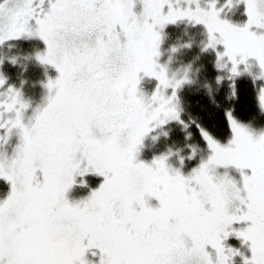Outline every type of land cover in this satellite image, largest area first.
I'll use <instances>...</instances> for the list:
<instances>
[{
  "label": "snow or ice",
  "instance_id": "1",
  "mask_svg": "<svg viewBox=\"0 0 264 264\" xmlns=\"http://www.w3.org/2000/svg\"><path fill=\"white\" fill-rule=\"evenodd\" d=\"M168 26H202L223 138L183 118L195 61L169 65L195 35L162 61ZM242 81L264 118V0H0V264H264V123L237 114Z\"/></svg>",
  "mask_w": 264,
  "mask_h": 264
},
{
  "label": "trees",
  "instance_id": "2",
  "mask_svg": "<svg viewBox=\"0 0 264 264\" xmlns=\"http://www.w3.org/2000/svg\"><path fill=\"white\" fill-rule=\"evenodd\" d=\"M201 30V29H200ZM202 31V30H201ZM167 33L170 34V39L172 41L171 44H178L183 43L184 41H188L193 39L192 34L183 35L184 30L181 28L180 31H178L176 28H172L169 31L166 30ZM195 35V34H193ZM177 36H183V39L180 41L176 40ZM203 39L202 36H199ZM195 40V39H194ZM169 43V44H170ZM168 44V45H169ZM196 42H193V47L195 48ZM167 45V46H168ZM16 48L12 49V52H16L17 50H23V51H29L36 46L43 47V45L37 41V40H20L16 44ZM167 46L165 45L164 50V58H168V55L170 54L167 50ZM186 49L182 48L181 50H185L186 52L180 56V54L176 53L175 55H179L180 59L177 60L179 69L183 70L188 66L189 63H192L195 61L192 65V70L189 73L193 84L186 86L184 90L181 92L182 97V106L185 110L184 119H196L200 120V122L205 126L208 127L215 135H217L220 138H223L227 134V126L226 121L224 119L223 115V107L225 106L222 102L223 92L220 94H217V86L214 83L213 77L215 76V72L212 70V65L209 62L211 59V56L204 55L199 60L200 64H198V60H195L197 57L196 52L199 51V45L198 49L194 48ZM181 50L179 52H181ZM12 54V53H11ZM162 57V59H163ZM197 68L200 69L199 72H197ZM9 71L13 74V78H15V73L18 71V69H9ZM42 69L32 64L29 66L28 73L26 74L30 81H34L37 78L41 76ZM50 74L54 77L56 75L54 69H50ZM209 84L211 87V91H209L208 88H205L204 85ZM43 90L37 85L36 87L26 86V93L29 97L33 99L35 103L39 102L40 97L42 95ZM215 101L221 102V107L217 108L214 104ZM237 114L247 120L251 116H256V122L258 124L264 123V118L256 115V109L254 107V100H253V92L251 85L247 81L241 82V99L240 103L237 105ZM193 132V139L191 141H188V143H196L198 142L200 146L203 148L204 144L203 141L200 140L199 134L196 131L195 127L193 126L190 129ZM174 134L172 136L171 143L175 142L178 144V146H183L185 143L183 139V133L180 131L179 127L175 126L174 130L172 132ZM146 150V149H145ZM187 149H185L186 151ZM197 160H194L192 164H195ZM99 177H90V185L91 187H96L100 182ZM88 194V189L86 188H75L72 190V192L69 194L70 198L78 199L82 196H86ZM233 242L238 243L237 241L233 240Z\"/></svg>",
  "mask_w": 264,
  "mask_h": 264
},
{
  "label": "rangeland",
  "instance_id": "3",
  "mask_svg": "<svg viewBox=\"0 0 264 264\" xmlns=\"http://www.w3.org/2000/svg\"><path fill=\"white\" fill-rule=\"evenodd\" d=\"M180 28H182V29L184 30V32L187 31V33L192 34V36H194L193 34H195L196 32L202 30V26H197V28H195V29H187V30H185V29L183 28V26H180ZM200 29H201V30H200ZM201 39H202V38H200L199 35H195V40H194V41L196 42V44H195V48L193 47L194 50H195V49H198L197 47H198V45H199V41H200ZM171 41H172V39L169 40V38H168V39L166 40L165 44H164V47H165V45L167 46ZM17 42H18V41H13V42H11V43H13V44L16 45ZM169 45H171V43H170ZM169 45L167 46V50H168V48H169ZM185 52H186L185 50H181V52H178V54H180V56H181V55H183ZM196 53H199V51L196 52ZM10 54H11V53H10ZM197 55H198V54H196V56H197ZM174 56H175V57H174V59L172 60V63L169 65L170 71H171V72H177V71L179 70V74H180V75H183V72H184V71L181 70V69H179L178 67H176V66H178L177 60L180 59V56H179V55H174ZM162 61H167V58H164V57H163ZM198 64H200L199 60H198ZM153 84H154V82H153ZM42 94H43V92H42ZM41 98H42V95H41V97H40V100H41ZM40 100H39V102H40ZM39 102H37V103H39ZM174 127H175V126H174ZM176 127H177V126H176ZM173 135H174V134H171V138H172ZM167 143L171 144V140H169ZM147 144H148V148H146V150L142 153V156H141V159H144V160H150L151 157H152V155H153L154 153H158L159 151L163 150V148H164V146H165V141H164L163 139H161V141H160L158 144L153 145L152 141L149 140V141H147ZM187 151H188V150L185 151V154L187 153ZM193 161H194V160H192V161H186V168H185V171L190 170L193 166H195V165L198 163V160H197L195 164H192ZM100 179H101V178H100ZM231 243L235 244V242H233V241H231ZM236 244H237V243H236Z\"/></svg>",
  "mask_w": 264,
  "mask_h": 264
},
{
  "label": "flooded vegetation",
  "instance_id": "4",
  "mask_svg": "<svg viewBox=\"0 0 264 264\" xmlns=\"http://www.w3.org/2000/svg\"><path fill=\"white\" fill-rule=\"evenodd\" d=\"M172 28H176L178 31L181 30L180 27H175V26H168V28H167L166 30L169 31V30L172 29ZM163 51H164V54H165V50H164V48H163Z\"/></svg>",
  "mask_w": 264,
  "mask_h": 264
}]
</instances>
